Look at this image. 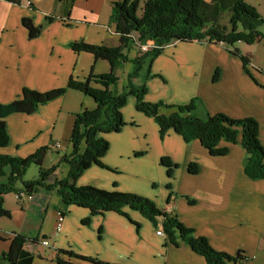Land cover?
I'll return each instance as SVG.
<instances>
[{"label":"crops","instance_id":"crops-1","mask_svg":"<svg viewBox=\"0 0 264 264\" xmlns=\"http://www.w3.org/2000/svg\"><path fill=\"white\" fill-rule=\"evenodd\" d=\"M24 1L15 4L0 0L1 103L15 100L24 87L39 91L64 87L71 76L76 79L87 77L92 67L95 73L110 71L109 62L95 60L93 54L86 51L77 52L71 43L83 40L91 44L119 45V36L110 24V17L113 3L121 0H33L32 6L25 5ZM24 18L31 19L35 26H41L38 35L30 37L23 24ZM185 43L178 42L172 48H164L153 61L152 72L156 76L150 78L148 84L151 86L152 83L153 90L158 91L157 95L152 91L155 97L149 94L146 99L159 101V93L167 91V88L160 87V79L167 82L161 74V60L166 59L167 72L178 75L172 90L176 99L173 103L186 104L197 96L212 114L222 112L234 118L253 116L230 113L233 101L245 107L249 100L247 92L254 95L258 90H264V86L245 71L242 59L226 48V53L220 52L219 48L226 47L223 44ZM205 46L218 52H207ZM236 58L241 62L232 64L236 69L231 70L229 65ZM224 60L226 64H213ZM207 63L213 64L215 69L205 74ZM253 65L251 61L247 66L251 73L260 74ZM217 69L220 70V77L213 82L212 77ZM73 92L69 90L31 114L17 112L8 115L5 120L10 142L0 152L25 157L39 147L49 146L54 140L55 124L62 111H71L68 109V99L79 97ZM80 97V111L96 106L86 96ZM133 98L129 97L127 101L132 107L127 117L124 112L127 104L122 109L126 124L119 132L107 134L109 149L102 161L108 168L91 165L78 178L77 184L147 196L164 210L177 214L183 223L194 227L197 234L207 236L214 248L231 255L241 253L244 258L242 262L230 264H264V179H252L244 173L246 151L240 140L236 143L222 140L220 146H226L229 151L220 156H211L209 150L196 139L185 142L174 131H170L162 140L157 123L136 109ZM253 117L260 122V141L264 145V118ZM143 123L151 125L154 130L157 149L154 163L156 173L162 180L160 185L151 181L150 160L145 147L149 142H145L143 135L137 133ZM164 155L178 163V174L189 183L185 189L178 190L176 169L171 178L167 177L160 161ZM190 162L199 165L198 173L193 176L187 170ZM160 166L163 170H157ZM168 183L171 190L178 194L171 197L169 203ZM190 194L195 199L194 203L184 197H190ZM44 197L34 194L27 198V205H23L27 212L31 205L36 204L46 214L51 213L54 219L50 230L42 231L41 223L35 228L27 219L21 228L15 230L12 227L5 229L0 222V254L8 250L13 232L26 235L23 231L30 234L32 230H38L37 235H26L30 240L25 247L35 256L32 264L36 259L42 264H56L54 260L57 257L89 264L61 254L59 249L122 264H207L205 257L195 253L188 245H174L169 243L167 236L156 235L155 231L162 227L161 224L154 225L139 211L127 209L130 218L139 224L137 227L133 221L117 212L91 216L87 208L76 205L62 208L58 200L54 201L56 213L48 210L49 205L43 206ZM59 209L65 211V217L61 230L57 231ZM89 216L90 223L84 224L82 220ZM43 240L49 241V244H44Z\"/></svg>","mask_w":264,"mask_h":264},{"label":"trees","instance_id":"trees-1","mask_svg":"<svg viewBox=\"0 0 264 264\" xmlns=\"http://www.w3.org/2000/svg\"><path fill=\"white\" fill-rule=\"evenodd\" d=\"M7 1L21 3V0ZM23 24L28 29L30 37H35L41 31V26H35L29 18H24ZM110 24L114 26L119 36L117 46L91 44L83 40L71 43L73 50L86 51L93 54L95 60L109 62V72L95 73L92 67L87 77L76 79L71 76L64 87L47 91L24 87L15 100L9 103L0 102V149L6 148L10 142L5 120L10 114L17 112L31 114L41 105L64 95L69 90L91 97L96 104L94 108H83L75 115L69 140L70 152L61 158V161L68 165L65 177L48 182L56 170V165L49 169L43 168L49 146L39 147L25 157L0 152V218L11 217V211L5 207L4 197L7 193L25 192L29 196H34L38 187L42 186L48 190H57L63 208L70 205L87 208L91 216L114 211L133 221L127 209L139 211L154 225L161 224L169 243L178 246L182 243L188 245L195 253L205 257L207 264L242 262L244 258L241 253L231 255L214 248L207 236L197 234L194 227L183 223L177 214L164 210L147 196L136 192L108 190L94 185H78L77 180L91 165L108 168L102 161L109 149L107 134L119 132L126 124L122 109L127 104L129 96H134L138 111L154 119L162 140L170 131H174L180 134L185 142L196 139L209 150L211 156H220L229 151L226 146H220L222 140L236 143L239 139L246 151L244 173L252 179H264V145L260 141V122L257 118L253 116L234 118L222 112L212 114L206 109L203 100L197 96L192 97L186 104L146 100L147 80L155 75L151 74L153 61L167 45L178 42L223 44L231 54L242 59L245 71L256 80L247 67L251 63L250 56L241 52L235 45L239 42L246 44L261 42L264 39V16L256 7L248 4L247 0H121L113 3ZM149 39L154 41V44L145 51L141 50V46ZM131 43L139 47L141 54L129 59L124 51ZM145 58H148L145 81L136 84L134 79L139 75ZM127 60H131L135 67L129 74V83L125 90L118 93L114 89L119 79L117 70ZM219 77L220 70L217 69L212 77L213 82ZM165 105L172 109L169 114L160 110ZM160 161L167 177L171 178L178 163L165 155ZM32 164L39 166L40 176L37 179L25 180L24 175ZM198 167L196 162H190L187 167L188 173L197 174ZM166 188L170 190L167 197L169 203L171 197H177L178 194L171 190L170 183ZM184 197L188 198L190 203L195 202V199L189 196ZM59 211L65 214L63 209ZM90 219L89 216L82 221L89 224ZM134 224L139 227L137 222ZM12 234L8 250L0 254V264H32L35 256L25 247L30 239L23 233ZM35 240L36 238L33 239ZM59 253L89 264H122L78 254L72 250L59 249ZM54 261L56 264H78L61 257Z\"/></svg>","mask_w":264,"mask_h":264},{"label":"rangeland","instance_id":"rangeland-1","mask_svg":"<svg viewBox=\"0 0 264 264\" xmlns=\"http://www.w3.org/2000/svg\"><path fill=\"white\" fill-rule=\"evenodd\" d=\"M247 3L256 7V9L260 12V14L264 16V0H247ZM179 43L182 44L183 42H179ZM175 44H172L170 46L167 45L165 48L167 47L172 48L175 46ZM183 44L185 45L187 43H183ZM235 46H237V48H239L241 52L248 53L250 55L251 61L254 63L252 67L256 68L259 73L261 72L260 74L254 72L253 75L255 76V79L258 80V82L264 86V39L261 42H255L253 44H246L244 42H239ZM209 47L210 46H205L204 47L205 51L218 52V51L211 50ZM226 47L219 48L220 49L219 51L222 53H226L227 52L225 50ZM124 53L128 56L129 59H132L136 56H140L141 54L139 47L132 43L130 44L129 48L124 51ZM165 61L166 59L161 60V74L165 77L167 82L164 83L163 80L160 79V87L167 88V91H164V93H159V100H164L167 103H173V102H176V99H175V96L172 90L174 89L175 82H176L175 79H176V76L178 75H176L175 73L169 74L167 72V69H165L166 67ZM225 62H226L225 60L223 62L216 61L213 64L214 65H217L218 63L226 64ZM240 62L241 60L239 58L232 59L229 65V68L231 70H235L236 68L233 67L232 64H237ZM207 64L208 66L204 69L205 74L208 71H211V70L214 71L215 69V67H213V64H209V63ZM134 67H135V64L131 60H127L120 65L119 69L117 70V75L119 79H118V83L116 84L114 88L115 91L120 93L125 90V86H127L129 83V74L134 70ZM141 67L142 68L140 70L139 75L134 79V83L136 84H141L142 82L145 81V76L148 72V58H145L143 60ZM225 67L228 68L227 65ZM151 74H154L152 72V67H151ZM155 76L156 75H154L153 77ZM148 82L149 80H147V86L148 88H150V91L148 90L146 97L149 94L152 97H155L152 95V91L154 92L155 95H157L158 90H153L154 87L152 83L150 86ZM163 83H164V86H162ZM168 89L171 91H168ZM72 94H74L75 96H79V97H76V99H71V98L68 99V109H71V111L66 112L64 109L61 113V116L57 119L56 124H55V130H54L55 137H54V140L50 142L49 149L47 150L44 161H43V168L45 169H49L52 166L56 165L55 172H53L51 176L49 177V180H48L49 183L55 181V179H60V178L65 177L68 172V165L65 162L61 161V158L63 155L68 154L70 152L69 140H70L72 126L74 123L75 115L78 112H80V109L82 107L81 106L82 100L80 96H86V98L94 102V100L91 97L84 95L83 93H77L76 91H74ZM246 95L248 96V99H249L248 101H246L247 102L246 106L242 107V105L238 104L237 101H233L231 103L232 110H230V113L232 115L238 114V113H242V114L248 113V114H251L253 116L255 115L263 119L264 118V90L263 91L258 90V92L255 93L254 95L252 93L247 92ZM129 97L133 98L134 96H129ZM150 99L148 98L146 100L156 102L153 98H150ZM124 108H125L124 109L125 116L127 117L132 107L129 103H127V105ZM77 109L79 110L76 111ZM160 110L163 112H167V114H169L172 109L167 108V106L165 105V106H162ZM198 114H201V113H198ZM137 133L138 135H143V140H145V142H149V144H146L145 147L147 151L146 154H148L149 160H150V171L152 175L151 181L156 182L158 185H160L161 184L160 181L162 180L160 179L159 173H156L155 163H154V159H156V156H157V153H156L157 149H156V138H155L153 127L149 124L143 123L141 124L140 128L137 129ZM53 142L54 143L59 142L61 145L60 148L54 147ZM159 168L162 169L160 166V167H157V170ZM7 171H9V168H7ZM178 171L179 169L176 168L175 170L176 180L175 179L174 180L177 183L178 190L181 191L182 189H185L189 183L186 178L180 177V175L178 174ZM39 172H40L39 166H37L36 164H32L27 169V172L24 175V179L25 180L37 179L40 176ZM189 175L193 176L194 174H189ZM163 176L165 177V173ZM20 185L21 184L19 183L18 186ZM173 185H174V182H173ZM35 194L38 195L39 197L42 195L45 196L44 199L42 200V204L45 207L49 205L48 210H53V212L57 211L54 208L55 200H58V203L62 206L61 200H59L60 196L56 189L48 190L45 187L41 186V187H38ZM16 195H17L16 192H10V193H7L4 197L5 207L11 211V217L0 218L1 225L2 223L4 224V226L2 227H6L5 229H9L7 227H12L15 230V229L21 228L27 219V221H29L32 224V226H35V228L38 227V224L40 226V223H41L42 231L44 230L49 231L50 226L53 222L54 216L53 217L50 216L51 213L46 214L41 209V207L37 206L36 204L31 205V207L29 208L27 212L26 210H24L25 209L24 205H27L28 199L26 198V199L19 200L16 197ZM50 197H52L51 200H50ZM190 198H192L191 194H190ZM49 200L50 202L48 203ZM23 232H25L26 235H37L38 230H32L30 234H28V231H23ZM34 264H42V263L38 259H36ZM47 264H50V263L47 262Z\"/></svg>","mask_w":264,"mask_h":264},{"label":"built area","instance_id":"built-area-1","mask_svg":"<svg viewBox=\"0 0 264 264\" xmlns=\"http://www.w3.org/2000/svg\"><path fill=\"white\" fill-rule=\"evenodd\" d=\"M32 2H33V0H25L24 1V4L25 5H27V6H31L32 5ZM154 44V41H152V40H147V42L145 43V44H143L142 46H141V50H143V51H145V50H147L150 46H152ZM60 143L59 142H56V143H54V147H56V148H60ZM16 197L19 199V200H21V199H25V198H30V197H32V196H29V195H27L25 192H21V193H19V194H17L16 195ZM64 217H65V215L62 213V212H58V216H57V224H56V229H57V231H60L61 230V228H62V224H63V221H64ZM155 234L156 235H161V236H166L165 235V233H164V231L160 228V229H157L156 231H155ZM43 243L44 244H49V241H47V240H43Z\"/></svg>","mask_w":264,"mask_h":264}]
</instances>
